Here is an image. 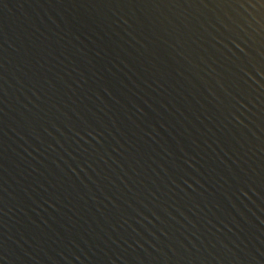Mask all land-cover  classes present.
I'll use <instances>...</instances> for the list:
<instances>
[{
  "label": "water",
  "instance_id": "95a60500",
  "mask_svg": "<svg viewBox=\"0 0 264 264\" xmlns=\"http://www.w3.org/2000/svg\"><path fill=\"white\" fill-rule=\"evenodd\" d=\"M0 264H264V0H0Z\"/></svg>",
  "mask_w": 264,
  "mask_h": 264
}]
</instances>
